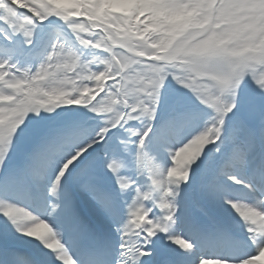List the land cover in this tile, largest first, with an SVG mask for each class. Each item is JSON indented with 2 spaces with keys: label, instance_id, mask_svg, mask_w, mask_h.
Returning a JSON list of instances; mask_svg holds the SVG:
<instances>
[{
  "label": "bare ground",
  "instance_id": "1",
  "mask_svg": "<svg viewBox=\"0 0 264 264\" xmlns=\"http://www.w3.org/2000/svg\"><path fill=\"white\" fill-rule=\"evenodd\" d=\"M9 1H0V207L9 193H19V182L27 181L32 191L43 189L45 196L37 202L29 194H21L32 219L27 221V214L18 208L8 216L0 215V234L7 235L16 248L36 254L35 264L61 262L60 247L73 257L87 249L88 263L143 264L138 246L149 251L158 264H212L210 256L200 250L201 245L208 248L211 241L215 246L227 242L225 256L239 259L238 264H264V223L252 211L264 209V195L237 193V200H232L222 191L216 200L213 183V178L234 172L258 191L264 189V128L257 132L251 129L257 127L255 107L264 105V88L260 94L251 85L253 96H241L238 90L246 88L245 81L252 77L248 72L255 69L244 66L243 61L240 66L236 60L230 64L240 76L230 77L227 69L218 68L209 73L213 83L199 79L186 83L180 73L168 77L166 85L159 78L158 91L165 94L163 106L167 108L155 128L148 134L150 126L145 127L142 134L125 119L129 112H139L131 106L134 98L129 90L145 95L136 76L145 64L124 62L115 43L117 31L110 24L111 20H122V29L118 28L127 45L158 48L209 25L206 30L211 31L212 39L208 43L216 50L243 44L245 52L258 53L261 44L256 45L255 35L264 28V0ZM19 6L30 11L32 18L18 15ZM59 10L68 13L69 21H62L63 30L54 34L33 21H44L50 15L56 22ZM79 20L83 22L78 27ZM106 48L113 66L108 57L103 61ZM161 56L155 54L154 58ZM115 78L120 84L114 83ZM82 88L87 91L85 96ZM112 92L119 98L107 103ZM145 96L148 106L158 105L154 95ZM240 100L246 101L244 126L229 115L240 108ZM118 104L126 109H117ZM212 110L216 111L215 119L209 113ZM24 129L33 133L31 145ZM94 129H103L100 137ZM204 130L207 135L212 133L210 141L203 137ZM110 131L104 146L97 148ZM156 131L175 134L176 138L174 142L151 143V134ZM177 135L183 137L182 142ZM146 137L153 148L148 173L141 167L142 144L138 146L137 140ZM88 141L91 144L86 146ZM70 147L83 151L73 155ZM85 158L88 161L72 176V168ZM213 164L220 173L213 170ZM104 165L108 178L99 177ZM136 183L145 187L146 194L140 196ZM71 185L91 196L86 204L97 220L95 224L70 199L67 190ZM190 196L196 201L188 206ZM140 201L146 204L140 213L162 211L161 220L157 216L132 224L130 215L142 208ZM201 203L212 208L214 217L201 216L197 210ZM196 216H201L193 236L197 250L176 256L184 228H195L196 223L189 219ZM249 228L254 229L253 234L246 231ZM58 239L63 246L58 245ZM165 251L171 257L159 259ZM28 261L12 250L0 264Z\"/></svg>",
  "mask_w": 264,
  "mask_h": 264
},
{
  "label": "rangeland",
  "instance_id": "2",
  "mask_svg": "<svg viewBox=\"0 0 264 264\" xmlns=\"http://www.w3.org/2000/svg\"><path fill=\"white\" fill-rule=\"evenodd\" d=\"M2 1H8L9 0H0ZM3 2V3H4ZM6 2V3H8ZM94 7L93 5H91ZM14 7V5H13ZM18 15L23 17H30L32 18V15L30 11L18 7L16 10ZM68 13L59 10L57 12L58 20L56 22L52 21V18L50 15L47 16V18L44 19V21H41L40 19H33L34 23L43 28H49L53 34L63 30L62 27H64V23L62 21H65L69 16ZM49 17V18H48ZM118 19V23H116V20H111L110 23L115 30L117 31V36L115 39L117 50L121 52L122 56L126 59L124 62H128L131 64H138L143 63L145 66L140 68L138 71H136V76L138 80L140 81L141 87L139 90L145 91V95H154L155 102L158 100V88H157V75L160 74L161 77H163V81L167 82L168 77L175 76L176 73H180V76L184 77V81L186 83L193 82V79L195 80H204L208 83H213L212 79L210 77V72H212L215 69H227L230 74H233L234 77L240 76L239 72H237L236 67L234 69L233 65L230 64L231 61L239 60L240 66L243 65L250 67L251 69L254 68L253 63L257 62L259 64V68H254L253 72H248L250 76V80H246V88L239 87L238 90L241 94L251 95L252 91L251 88H249L251 85H255L256 80L259 77L264 76V28H261L257 31L255 35V41L256 45H259L258 43L262 44L260 46V51L258 53H247L242 49L243 44H236L230 48L220 49L216 50L214 47L209 45L208 41L212 39L211 31H207L206 26L203 30L197 29V30H191L189 32L184 33L181 37H177L172 41L166 48H158L156 46L147 47L145 45H127L125 43L126 37L124 36L123 31L120 29L121 26L119 23L122 22L120 18ZM67 21H69L67 19ZM83 20H79L75 25H81ZM59 25H56V24ZM213 23V22H211ZM70 23H68L69 25ZM120 29H119V28ZM103 39L105 42H107V36L103 34ZM260 37V39H259ZM161 53V58L156 59L154 58L155 54ZM107 54V55H106ZM110 49L106 48L105 50V60L107 57H109ZM115 65V62L112 63V66ZM233 67V68H232ZM145 68L148 70H145ZM257 69V70H256ZM145 71V73H144ZM84 72V70H83ZM82 72V73H83ZM242 76V75H241ZM115 77V76H114ZM117 79H114V83H117ZM183 81V82H184ZM244 81V79H243ZM251 81V82H250ZM100 85V84H98ZM129 93L131 97L134 98V101L131 102V106H136L137 110L139 112H130L127 116L128 122L133 126L134 121H144L145 124L149 125L151 121L155 119V111L156 109H153L150 106H148L147 97L143 95L142 93H139L137 89L135 90H129ZM251 93V94H250ZM82 94H85L82 88ZM212 97H214L212 89H211ZM91 96L93 93L90 94ZM106 102H109V99L112 97L115 98V94L112 92V94L107 95ZM167 106L164 107V111ZM136 110V111H137ZM149 112V113H148ZM140 113V114H139ZM137 114V115H135ZM163 117V115H162ZM140 118V119H139ZM135 128V126H133ZM136 129V128H135ZM154 139L157 141H161L158 134L154 135ZM84 192V191H83ZM84 195L88 196V193L85 192ZM5 241H9V239L5 238Z\"/></svg>",
  "mask_w": 264,
  "mask_h": 264
}]
</instances>
